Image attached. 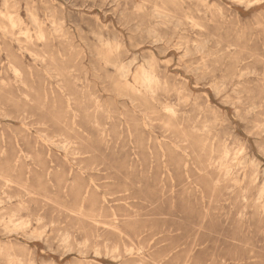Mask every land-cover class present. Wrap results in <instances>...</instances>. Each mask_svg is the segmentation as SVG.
<instances>
[{
    "label": "rangeland",
    "instance_id": "obj_1",
    "mask_svg": "<svg viewBox=\"0 0 264 264\" xmlns=\"http://www.w3.org/2000/svg\"><path fill=\"white\" fill-rule=\"evenodd\" d=\"M0 264H264V0H0Z\"/></svg>",
    "mask_w": 264,
    "mask_h": 264
},
{
    "label": "bare ground",
    "instance_id": "obj_2",
    "mask_svg": "<svg viewBox=\"0 0 264 264\" xmlns=\"http://www.w3.org/2000/svg\"><path fill=\"white\" fill-rule=\"evenodd\" d=\"M116 41V40H115ZM239 157V156H238Z\"/></svg>",
    "mask_w": 264,
    "mask_h": 264
}]
</instances>
